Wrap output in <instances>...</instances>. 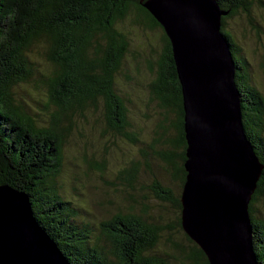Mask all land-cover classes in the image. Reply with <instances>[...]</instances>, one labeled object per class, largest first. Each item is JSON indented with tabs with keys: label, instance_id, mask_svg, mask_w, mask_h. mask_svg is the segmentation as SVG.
<instances>
[{
	"label": "trees",
	"instance_id": "obj_1",
	"mask_svg": "<svg viewBox=\"0 0 264 264\" xmlns=\"http://www.w3.org/2000/svg\"><path fill=\"white\" fill-rule=\"evenodd\" d=\"M218 3L228 12L222 18V31L237 66L244 124L264 164V94L253 84L251 63L228 28L229 19L250 12L251 1ZM130 10L143 30H160L162 43L168 42L164 57L152 61L150 69L155 78L149 84L150 103L156 101L163 110L160 137L181 152L160 153L150 148L175 167V176L184 186L187 141L182 87L170 39L141 0H0V185L9 184L30 195L38 221L72 264H175L174 260L179 264H210L182 226V194H175L159 180L154 183V192L159 199L174 204L178 212L174 227L183 230L187 241L174 242L180 256L159 252L162 229L135 211H119L101 226L82 218V206L67 199L58 184L66 146L77 127L75 116H84L85 110L97 106L99 100L106 110L103 117H109L105 132L139 141L130 129L133 125L126 101L133 102L117 90V77L131 45L118 24ZM159 65L169 67V79L162 81ZM261 69L264 72V62ZM25 83L36 90L46 87L44 108L49 119L32 112L33 108L18 96L16 88ZM171 113L174 117L169 116ZM122 179L133 180L132 175ZM263 197L264 169L250 208L259 264H264V217L258 204Z\"/></svg>",
	"mask_w": 264,
	"mask_h": 264
},
{
	"label": "water",
	"instance_id": "obj_2",
	"mask_svg": "<svg viewBox=\"0 0 264 264\" xmlns=\"http://www.w3.org/2000/svg\"><path fill=\"white\" fill-rule=\"evenodd\" d=\"M170 39L187 141L182 226L210 264H259L251 202L264 164L243 119L237 66L218 0H141ZM0 264H72L30 195L0 185Z\"/></svg>",
	"mask_w": 264,
	"mask_h": 264
},
{
	"label": "rangeland",
	"instance_id": "obj_3",
	"mask_svg": "<svg viewBox=\"0 0 264 264\" xmlns=\"http://www.w3.org/2000/svg\"><path fill=\"white\" fill-rule=\"evenodd\" d=\"M250 1V12H240L229 19L228 28L243 46L251 63L253 84L264 94V72L261 69L264 62V0L263 3ZM134 19L135 14L130 10L118 24V28L128 34L131 45L117 77V90L133 102L126 101L133 125L130 129L137 133L139 141L134 143L124 136L105 132V120L108 123L109 117L106 114V118L103 117L106 110L103 100H99L97 106L85 110L84 116H75L77 127L67 143L65 164L58 184L67 199L82 206L79 209L82 218L101 226L119 211H135L162 229L158 251L180 256L173 248L174 242L187 244V241L181 234L183 230L174 227L177 209L173 203L156 196L154 183L159 180L171 187L175 194L181 195L182 182L175 176V167L150 148L153 146L160 153L168 150L181 152L160 137L163 110L156 101L150 103L149 84L155 77L147 61H156L159 56L162 32L143 30ZM39 88L36 90L32 84L25 83L17 87L16 92L33 108L32 112L38 111L44 119H49L47 108H44L47 89L45 86ZM169 116L174 117L172 113ZM158 138L160 142L156 141ZM132 170L135 172L129 173ZM131 175L132 181H123L122 178H130ZM258 204L264 217V197ZM174 263L179 264L176 260Z\"/></svg>",
	"mask_w": 264,
	"mask_h": 264
},
{
	"label": "flooded vegetation",
	"instance_id": "obj_4",
	"mask_svg": "<svg viewBox=\"0 0 264 264\" xmlns=\"http://www.w3.org/2000/svg\"><path fill=\"white\" fill-rule=\"evenodd\" d=\"M165 51H168V42L167 41H165V44H163V48H162V50L160 52L161 54H159V56L162 55V56H160L161 58L164 57L163 53ZM158 59H160V58H158ZM159 62H160V60H159ZM148 65H149V68H151V66H152V60L149 61ZM155 69H157L156 66H155ZM168 70H169V67L168 66H166V65H163V66L159 65V67H158V73H159V76L162 78V81H165V80L169 79V71ZM159 83H161V81H158L157 82V84H159ZM167 88H169V85L167 86ZM173 92H174L173 89H170V93H173Z\"/></svg>",
	"mask_w": 264,
	"mask_h": 264
}]
</instances>
